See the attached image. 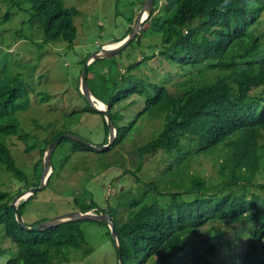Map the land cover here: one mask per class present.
I'll list each match as a JSON object with an SVG mask.
<instances>
[{"label":"trees","instance_id":"trees-1","mask_svg":"<svg viewBox=\"0 0 264 264\" xmlns=\"http://www.w3.org/2000/svg\"><path fill=\"white\" fill-rule=\"evenodd\" d=\"M144 2L138 0V10ZM0 5L6 6L5 13L0 15L4 20L10 17L12 9L21 10L28 5L27 22L42 31L44 42L62 39L72 46L76 39L73 18L78 10L65 7L63 0H0ZM156 7L158 0H154L148 18L129 45L134 41L141 45L143 38H155L145 47L157 49V54L169 65L188 74L168 88L145 74L132 73L144 64L143 61L121 65L120 53L92 62L87 68V83L95 98L108 107L116 127L115 139L103 151L68 138H63L57 146L67 144L71 152L119 154L117 149L132 140L134 149L130 151V160L133 169L125 168L123 173H130L140 182L152 200L142 205L136 198L132 206H138V210L124 225L118 223L116 206L110 203L112 197L106 199L107 204L101 209L93 193L75 192L68 204L74 210L108 213L114 218L122 264H218L200 255L196 248L185 254L187 237L213 220L233 225L255 215L260 225L250 229L249 239L244 242L245 249L236 250L235 241L219 236L213 238L210 252H218L214 244H219V250L224 252L222 264H264V259H254L257 252L254 241L261 242L264 238V184H255L251 180L264 168V0H162L160 10L155 14ZM127 20L132 23V16ZM130 30L131 26L111 42L122 40ZM1 49L0 167L24 180L27 188L40 181L45 147L79 121L82 111L72 110L70 116L65 115V120L69 121L44 141L35 164L37 182H31L16 165L5 139L1 138L20 132L16 112L28 107L32 90L21 74L11 75V59H6ZM88 55L81 58L82 66ZM150 57L148 54L142 59ZM207 70L218 71L214 78L203 77V74L211 73ZM194 72L202 77L196 78ZM76 90L86 103L83 111L97 112L80 93L79 84ZM46 97L48 94H42L43 100ZM99 114L104 128L100 143L103 145L107 142L108 127L103 115ZM146 121L150 130L144 135L148 137L136 143L133 137L141 132L142 123ZM225 147L229 154L222 155L217 162V173L224 185L221 196L209 193L207 178L196 171L188 174V186L182 192L170 195L159 193L155 180H144L138 175L148 157H159L163 165L169 159L171 164L163 166L166 173L190 158L214 155ZM64 156L65 151L60 152V163ZM119 164L126 166L124 157L121 156ZM104 166L110 167L109 163ZM56 170L57 162L51 157L47 184ZM240 182L263 190V195L258 197L251 188L248 189L249 196L230 190ZM14 196L8 190L0 189L2 233L17 252L5 264H68L73 253L83 257L90 255L94 248L89 245L82 226L84 222L105 225L106 235L111 239L107 223L96 220L71 221L41 231H26L15 220L10 205ZM32 196L17 204L21 214ZM6 251L0 249V254ZM116 256L115 264H119L117 250Z\"/></svg>","mask_w":264,"mask_h":264},{"label":"rangeland","instance_id":"rangeland-1","mask_svg":"<svg viewBox=\"0 0 264 264\" xmlns=\"http://www.w3.org/2000/svg\"><path fill=\"white\" fill-rule=\"evenodd\" d=\"M161 1L158 0L155 14L160 10ZM63 2L65 7L78 10V14L73 18L77 35L72 46H68L62 39L44 42L42 31L27 22L28 5L21 10L12 9L7 20L0 17L1 53L6 54V59H11L10 71L13 73L11 75L21 74L32 90L28 107L25 110L18 109L16 112L20 132L1 139H5V145L9 147L16 165L28 179H31V182H37L35 164L39 160L44 141L54 131L61 129L63 123L69 121L65 120V115L70 116L72 110L82 111V116L79 121L68 127L66 132L94 146L100 145L104 137L102 117L98 112H91L88 109L83 111L86 103L76 90L82 70L80 61L87 54L98 50L100 46L114 43L111 41L121 37L124 31L132 26L127 20L128 17L132 16L134 19L139 11L138 0H63ZM5 10L6 6L0 5L1 16ZM23 21H26L24 25H22ZM19 30H22L23 35L19 34ZM20 36L21 39L18 38ZM148 38H143L141 45H137L135 41L128 44L120 52L119 62L126 66L129 63L143 61L144 64L132 73L145 74L153 81L171 88L188 73L182 74L181 69L169 65L157 54V49L145 47L148 41H155V38ZM148 54L150 58L142 59ZM217 71H210L211 73L203 74V77L214 78ZM197 74V72L193 73L196 78L202 77V74ZM42 94H48V97L43 100ZM140 130L141 132L133 137L136 143L143 142L148 137L144 134L150 130L149 122H143ZM132 142L129 140L123 147L118 148L119 154L110 152L103 155L91 151L71 152L67 144L59 148L57 144L51 155L57 162V170L51 176L49 183L36 191L25 203L21 214L24 222L31 225L75 211L71 204H68L72 200L73 193L87 191L89 194L93 193L101 209L106 206V199L112 197L110 203L111 206H116L118 223L124 225L138 210V206H132L136 198L142 205H147L152 200L151 195L145 192L140 182H137L130 173H123L125 168L133 169L130 160V151L134 149ZM62 151H65V158L60 163ZM225 154H229L227 147L216 151L214 155L195 156L174 171L166 173L163 171V166L171 164L169 159H166L163 165L159 157H148L138 175L144 180H155L157 191L170 195L182 192L188 186V174L196 171L207 178L209 193H219L218 195L221 196L224 185L217 173V162ZM121 156L126 160L125 167L119 164ZM43 159L44 155L42 161ZM106 163L110 165L108 169L104 166ZM3 168L0 167V189L16 195L19 190L23 192L32 187L30 185L26 188L24 180L14 177ZM251 180L255 184H264V168ZM249 188L255 191L258 197L263 195V190L254 188L246 182L237 183L230 190L249 196ZM116 201H119V205H116ZM253 216L254 218L247 216L242 222L233 225H225L217 220L208 222L197 233L187 237L184 253L196 248L200 255H205L212 263L222 264L224 259L221 256L224 252L219 250V244H214L218 252H210L213 238L219 236L228 238L237 243L236 250L245 249L244 242L249 239L250 229L260 225V221L255 219V215ZM82 226L86 230L89 245L94 250L85 257L80 253L71 254L68 264H115L116 250L112 240L106 235L105 225L84 222ZM2 232L0 225V249H7L0 254V264H5L6 260L15 256L17 252L15 246ZM254 244L257 246L254 259L263 260L264 238L261 242L254 241Z\"/></svg>","mask_w":264,"mask_h":264},{"label":"water","instance_id":"water-1","mask_svg":"<svg viewBox=\"0 0 264 264\" xmlns=\"http://www.w3.org/2000/svg\"><path fill=\"white\" fill-rule=\"evenodd\" d=\"M154 0H145L141 8L139 9L137 15L133 19L131 30L128 33L127 36H125L122 40L118 41L116 46L114 47H105L104 45L100 46V48L92 53H90L83 61V66L79 78V91L80 93L85 97L87 102L89 103L90 107L94 109L95 111L101 113L104 117V120L108 127V137L107 142L100 146H94L90 143H88L85 140L80 139L79 137L70 134L68 132H65L58 136L57 138L53 139L45 148L44 151V159H43V169L41 172L40 181L37 186H32L24 190L23 192L15 195L10 205L12 206L14 210V216L16 222L20 225L21 228H23L26 231H41L48 228H51L53 226H56L60 223L65 222H71V221H81V220H96V221H103L107 223V227L109 228L110 235L112 242L114 244V247L116 248L118 252V263L122 264L121 254L119 252V245H118V238L117 233L115 231V223L114 218L109 215L108 213H94L92 211H86L82 212L80 210H75L66 214H62L59 216H55L53 218L43 220L41 222H38L34 225H27L22 216L21 213L17 207L18 202L21 199H27L29 196L33 195L36 191L41 190L45 184L48 181V178L51 174V155L54 150V147L63 139L68 138L71 140H74L78 142L79 144H83L91 149L97 150V151H103L104 149L108 148L112 142L115 139L116 136V127L113 121L110 118V115L108 113V107L105 105V108H100L96 102L102 103L100 100L96 98V102H94L91 98L92 93L90 91V88L87 83V68L88 65L92 62H98L102 60H106L109 58H112L116 56L118 53H120L128 44L131 42L133 38H135L136 34L139 32L141 25L145 22V20L148 18L151 9L153 7Z\"/></svg>","mask_w":264,"mask_h":264},{"label":"bare ground","instance_id":"bare-ground-1","mask_svg":"<svg viewBox=\"0 0 264 264\" xmlns=\"http://www.w3.org/2000/svg\"><path fill=\"white\" fill-rule=\"evenodd\" d=\"M117 43H118V42H117ZM117 43L114 42V43L106 44L105 47H114V46H116ZM91 98H92V100H93L94 102H96V98H95V96H94L93 94H92ZM96 104H97L100 108H105V104H104L103 102H102V103H100V102H96Z\"/></svg>","mask_w":264,"mask_h":264},{"label":"clouds","instance_id":"clouds-1","mask_svg":"<svg viewBox=\"0 0 264 264\" xmlns=\"http://www.w3.org/2000/svg\"><path fill=\"white\" fill-rule=\"evenodd\" d=\"M1 47V46H0ZM2 48V47H1Z\"/></svg>","mask_w":264,"mask_h":264}]
</instances>
